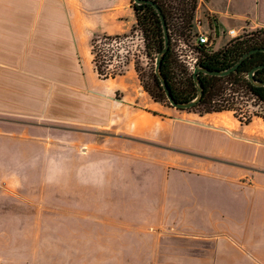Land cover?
I'll use <instances>...</instances> for the list:
<instances>
[{"label":"rangeland","instance_id":"374dc122","mask_svg":"<svg viewBox=\"0 0 264 264\" xmlns=\"http://www.w3.org/2000/svg\"><path fill=\"white\" fill-rule=\"evenodd\" d=\"M164 1L170 6V31L189 45L190 24L182 16L184 0ZM219 2L226 6L228 0ZM113 3L115 8H109ZM134 4V0H0V55L12 61L13 45H20L13 36L14 7L44 8L39 19L44 23L40 31L46 37L38 41L46 45H64L66 36L56 34L58 29L63 31L64 22L75 19V12L82 27L73 32L81 47L78 83L104 88L124 83L132 93L150 97L145 86L153 85L155 52L147 48ZM250 5L251 0H233L231 12L242 13L250 10ZM198 6L199 0L195 16ZM238 17L239 21H229L230 26L224 29L264 23L261 15ZM96 18L100 19V28L95 25ZM110 37L126 42L123 75L116 78L101 76L93 63L100 43ZM228 41L223 38L219 46ZM34 56L36 60L37 54ZM45 74V78L19 79L0 72V264L213 261L214 249L224 234H196L193 228L197 224L162 222L161 216L165 203L189 198L188 186L205 177L206 168L221 167L226 162L191 152H160L130 140L117 129L103 137L95 136L77 124V110L90 96L56 85L62 79L73 81L66 72ZM116 90L120 101L124 92ZM226 94L236 96L233 111L217 115L192 112L206 117V128L213 127L220 133L232 130V122L237 119L245 127L244 140L264 152V105L241 91L233 94L229 90ZM162 104L172 107L167 100ZM14 106L17 109L12 110ZM21 107L32 110L27 112L29 116ZM241 116L248 117V122L242 123ZM202 145L207 146L205 142ZM172 171L195 175L183 174V179L170 174ZM199 197L206 199L204 192ZM172 208L170 213H174Z\"/></svg>","mask_w":264,"mask_h":264},{"label":"crops","instance_id":"0c3cea01","mask_svg":"<svg viewBox=\"0 0 264 264\" xmlns=\"http://www.w3.org/2000/svg\"><path fill=\"white\" fill-rule=\"evenodd\" d=\"M114 5L108 6L115 8ZM250 6V10L235 13L231 12L233 0H228L226 6L219 0H199L198 14L212 16L216 26L225 30L230 26L229 21H239L240 15L264 16V0H251ZM11 13L14 16L13 36L20 40V45H13L12 61L0 55V72L10 73L19 79L45 78L47 71L66 72L72 76L73 81L62 79L56 85L78 91L79 95L90 96L88 101L83 100L77 110V124L93 131L95 136L103 137L105 133L117 129L130 140L147 144L160 152H191L226 162L227 165L221 167L206 168V176L198 177L199 180L188 186L189 194L191 193L188 199L177 200L171 205L165 203L161 221L195 223L198 227L192 228L196 234H224L214 249L213 261H198L194 264H264V152L244 140L242 135L245 127L237 119L234 118L235 121L232 122V130L220 133L213 127L206 128L203 122L206 117L156 103L146 93L134 94L124 83L115 88L113 85L105 88L89 86V82L88 85L85 82L80 85L81 47L73 34L82 28L78 20L79 14L73 13V23L64 22L63 26L60 24L64 29H58L56 35L63 33L66 36L64 45H46L38 41L46 37V33L40 31L44 23L39 19L44 14V8L20 6L14 7ZM94 22L100 28V19L96 18ZM259 25L264 27L262 22ZM259 25L242 26L237 30L264 31ZM50 35L54 37L53 32ZM226 44L222 43L221 46ZM217 47L216 51L219 49ZM47 52L50 53V58H47ZM92 71L95 73L94 67ZM89 76L88 73V79ZM117 88L124 92L120 101L116 99ZM51 93L55 94L54 91ZM21 108H24L27 116V112L32 111L29 107ZM15 109L17 108L14 106L12 110ZM202 142L207 146H203ZM191 173L170 172L180 177L183 174L190 177L195 175ZM244 178H248L247 183H242ZM201 179L205 181L201 182ZM202 192L206 196L204 201L199 197ZM170 206L174 213L168 211Z\"/></svg>","mask_w":264,"mask_h":264},{"label":"trees","instance_id":"16d2710c","mask_svg":"<svg viewBox=\"0 0 264 264\" xmlns=\"http://www.w3.org/2000/svg\"><path fill=\"white\" fill-rule=\"evenodd\" d=\"M154 1L162 9L169 33V14L170 6L164 0H148ZM197 0L182 1V16L187 20L189 32L193 29V21L195 18ZM134 11L137 18V25L144 32L147 48L155 52V58L164 48V34L162 24L156 10L150 5L134 4ZM264 48V31L257 30L251 37L243 41H236L229 44L227 47L219 51H214L211 48L201 50V60L199 66H202L213 72L226 71L232 68L245 54L252 50ZM95 54V42L93 44L92 55ZM96 71L101 74L100 59L97 57L93 60ZM264 64V53H255L244 61L238 70L226 77L209 76L200 74V79L204 87V96L200 104L189 111L200 110V114L222 113L225 111L234 110L235 95H227L226 92L231 90L233 94L241 91L243 96L251 95L259 100L264 105V87H255L248 81V74L255 67ZM121 66L116 72L117 76H122ZM163 75L167 79L171 89L173 98L178 103L190 102L197 96V89L194 83L193 76H188L182 66L178 64L174 56L172 47L166 54L162 65ZM255 77L258 80L264 81V69L256 73ZM145 91L150 95L151 99L162 104L167 100L165 92L156 75L153 76L152 87L145 86ZM241 97L240 95H238ZM168 101V100H167ZM250 117V116H249ZM242 123L248 122V117L241 116L239 119Z\"/></svg>","mask_w":264,"mask_h":264},{"label":"built area","instance_id":"2783aa9c","mask_svg":"<svg viewBox=\"0 0 264 264\" xmlns=\"http://www.w3.org/2000/svg\"><path fill=\"white\" fill-rule=\"evenodd\" d=\"M254 32L235 29L222 30L216 26L212 16L200 17L197 8L193 29L189 32L191 39L189 45L180 36L178 37L177 34L173 35L170 31L171 47L178 64L182 66L188 76H193L195 69L199 66L202 49L211 48L216 51L215 48L220 44L221 40L229 38L225 46H218L219 50H222L233 42L243 41L251 37ZM125 45L126 42L120 37L106 38L100 43L98 58L100 59L101 76L113 78L116 76L118 69L124 66L125 56L123 48Z\"/></svg>","mask_w":264,"mask_h":264},{"label":"water","instance_id":"95a60500","mask_svg":"<svg viewBox=\"0 0 264 264\" xmlns=\"http://www.w3.org/2000/svg\"><path fill=\"white\" fill-rule=\"evenodd\" d=\"M134 3L137 5L146 4V5L152 6L156 10V12L160 18V21L162 24V29H163V34H164V48L162 49V51L158 54V56L156 58L155 75H156L157 79L159 80V82L161 83V86L165 92V95H166V98H167L169 104L177 110H190V109L196 107L202 101V98L204 96V87H203V84H202L201 79H200V74H205V75H209V76L226 77V76H229L232 73L236 72L238 70V68L244 63V61L246 59H248L250 56L254 55L255 53H259V52L264 53V48L252 50L249 53L245 54L232 68H230L226 71H221V72H213V71H210V70H208L202 66H198L193 73V79H194V83H195V86L197 89V96L195 97V99H193L190 102L178 103L173 98L172 93H171V89H170L168 82H167V79L163 75V71H162V65H163L164 57L170 51V48H171V39H170V33H169L166 17L164 15L162 9L154 1L134 0ZM263 69H264V64L255 67L248 74V81L253 86L259 87V88L264 87V81L258 80L255 77L256 73L260 70H263Z\"/></svg>","mask_w":264,"mask_h":264}]
</instances>
